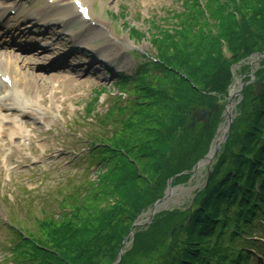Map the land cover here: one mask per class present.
<instances>
[{
	"label": "trees",
	"instance_id": "1",
	"mask_svg": "<svg viewBox=\"0 0 264 264\" xmlns=\"http://www.w3.org/2000/svg\"><path fill=\"white\" fill-rule=\"evenodd\" d=\"M181 6L151 21L155 55L116 83L128 89L125 102L115 101L95 116L112 128L94 134L106 146L90 147L101 164L96 183L86 190L91 199L82 197L73 215L41 223L39 237L16 234L13 253L24 260L16 264H112L132 224L162 197L167 180L206 153L221 108L207 124L194 127L191 111L225 97L232 65L264 52V0H182ZM257 75L262 92L248 103V91L243 93L241 114L204 188L186 210L158 214L147 228H138L119 264H126L153 225L162 246L158 264H249L236 242L264 211V71ZM188 179L182 175L172 184Z\"/></svg>",
	"mask_w": 264,
	"mask_h": 264
},
{
	"label": "rangeland",
	"instance_id": "2",
	"mask_svg": "<svg viewBox=\"0 0 264 264\" xmlns=\"http://www.w3.org/2000/svg\"><path fill=\"white\" fill-rule=\"evenodd\" d=\"M16 1L21 4L17 6L19 10L27 8L34 11L46 6L48 10H51V7L60 8L58 13H67L71 3V0H33L32 3ZM86 1L91 5H88V9L92 20L95 21L94 28L87 26L88 29H83L84 25L76 19L72 20L67 28L72 29V36L64 31V27H55L54 30L53 26H47L45 29L35 26L32 28L31 21H27L24 25L29 27L18 38L29 42L36 40L38 44L26 55L32 66L31 79L35 85V91L32 92L37 96L38 102L30 99L29 101H33L29 103L30 106L22 108L32 114V117L21 113L9 118V121L15 122L17 126L24 122L28 126L23 130L24 133H21L19 141L14 142L12 137L4 140H8V144L0 155V264L24 261L20 256H10V252L7 255L3 248L9 238L5 221L9 220L15 230L18 229L26 236L39 237L41 223L61 218L62 213L59 211L67 212L75 204H81L82 197L91 199L92 196H86L85 190L91 188L88 184L96 183L100 166L87 169L89 162L85 158L84 153L87 151L82 139L89 130L84 120L85 107L96 98L94 112L101 113L107 109L111 99L118 96L117 86L114 85L118 78L117 72L131 74L136 68L134 59L140 60L136 55H154L148 42L152 35L151 21L161 20L168 12H179L182 9L181 0ZM1 2L7 5L10 0H0ZM96 21L101 22L103 26L98 25ZM98 30L102 34H95ZM85 32H88V35L84 34ZM136 33H141L144 38L140 40ZM133 35L138 37L137 40ZM74 40L77 48L71 50L75 46ZM80 41L87 44L79 46ZM91 48L97 51L98 58L93 56ZM225 56L229 59L227 53ZM58 57L63 58L60 63ZM256 61L257 56H252L247 63L234 66L231 70L232 85L237 83L238 88L247 82L243 92L233 101L234 120L241 114L239 105L243 102V93L248 91V103L253 100L252 94L257 95L258 86L262 89ZM263 61L262 59L259 66L262 71ZM87 63H90L88 68L85 67ZM250 78L252 82H249ZM30 87L32 90V84ZM226 101L224 97L217 100L222 106ZM242 117L246 118L244 111ZM224 123L225 111L222 108L216 134ZM201 153L204 154L205 151ZM80 155L83 158L77 160ZM33 161L36 163L33 164ZM207 171L206 165L197 168L190 181L172 186L174 193L161 203L156 213L160 212L159 216H162L165 212L186 210L196 196L195 193L202 190ZM108 201L98 204L104 207ZM151 204L153 206V203ZM151 206L147 207V211L142 215L139 214L136 223L143 225L148 220ZM155 227L153 225L150 232H146L141 238L136 251L127 256L126 264H158L162 246L155 242L158 233L155 232ZM252 234L253 238L264 240V224L259 223ZM172 237L173 235L170 236ZM132 245H127L124 255L131 250ZM257 264H264V253L259 256Z\"/></svg>",
	"mask_w": 264,
	"mask_h": 264
},
{
	"label": "bare ground",
	"instance_id": "3",
	"mask_svg": "<svg viewBox=\"0 0 264 264\" xmlns=\"http://www.w3.org/2000/svg\"><path fill=\"white\" fill-rule=\"evenodd\" d=\"M78 1L81 3V7H87V5H89L91 7L90 3H88L86 0H78ZM58 9L59 8H52L51 7V10H48V8L46 6H44V7L40 8V10H36L34 12V15H31V16H29L27 14L28 10L21 9L17 13L16 19H17L18 16H20L18 21L23 22L26 19L35 20L36 18H39L43 22L44 26L47 27L48 24H46V23H52L53 22V18L52 17H54L55 15L59 14L57 12ZM75 10H76V7H75V5L72 4L70 6V13L68 15V19L67 20H69V19L73 20V19H77L78 18L77 15H76L77 11L75 12ZM16 11H17V9H16ZM90 20L92 21L91 18H90ZM78 21L80 23H82V25H84V26H82L83 29H88L89 28V27L87 28V26H89V23L86 24L83 20H81V18ZM99 25L103 26V24L101 22L99 23ZM35 27H40V24L38 26H35ZM90 27L94 28L93 26H90ZM20 30H23V28H19V26H12V27H9L8 30H5L2 34L4 35V37L9 36L10 38L12 37V39H13V38H15L16 35L22 33V32H20ZM88 32H85L84 34L88 35ZM95 34H102V33L98 30V31H95ZM82 44H83V42H82ZM4 55H5L4 58L6 59V65H7V69L6 70H8L10 72H13L19 78L23 77L24 79H26V81L24 83L21 81L24 84V87L26 85H28L30 87V84H32V91H35L34 81L29 80V78H31V74H30V70H29L30 67H31V64L28 63V65L25 64V66L22 65L20 68H18L16 65H17L18 62H22V60H19L18 57H13V54H11V55L9 54L8 56L6 54H4ZM0 64H2L1 61H0ZM9 67H10V69H9ZM15 71H16V73H15ZM19 82H20V79H18V80L13 79L10 86L14 87L15 83H19ZM0 86H2V85H0ZM30 89H31V87H30ZM7 91H8V89H7ZM235 91H236V87L234 85L229 90V93H230L229 98L232 97V96H235L234 95ZM7 96H9V92L7 94L0 95V110L2 112H9V110H16L18 115H20L22 113V114H24L26 116L32 117V114H30L28 111L22 109V106H23L22 104L12 103V101L9 98H7ZM31 97H33V95H31ZM20 99H21V97L18 96V100H20ZM231 110H232V108L228 107L227 111L231 112ZM22 117H23V115H22ZM23 126L27 127L28 124L25 122L23 124ZM22 131H23V129L20 126L15 125V122H13V121L6 122L5 126L0 129V143H1L0 144V154L2 153V149L7 147V144H8V140H6V141H4V140L7 137H12L13 141L17 142L21 138V133L24 132V131L23 132ZM221 133H222V131H221V128H220L219 131H218V134L216 136V139L214 140V145L220 139ZM206 163H207L206 159L202 160L198 164V168H203L206 165ZM173 193H174L173 190H169L166 193V198H168Z\"/></svg>",
	"mask_w": 264,
	"mask_h": 264
},
{
	"label": "water",
	"instance_id": "4",
	"mask_svg": "<svg viewBox=\"0 0 264 264\" xmlns=\"http://www.w3.org/2000/svg\"><path fill=\"white\" fill-rule=\"evenodd\" d=\"M246 85V83L242 84L241 87H240V90H242V88ZM258 92L260 91V86H258ZM236 95H239V93H236ZM235 99V96H232L229 98L228 102H227V105L225 106L224 110H225V123L223 124L222 128H221V137L220 139L218 140V142L214 145V147L212 148L211 145L213 143V141L216 139L214 137L213 141L211 142V145H210V148H209V152L207 153L206 156H204L201 160H199L193 167V170H192V173H195L197 167H198V164L203 160V159H206L207 160V170L210 168V165H211V161L215 158V156L218 154L219 152V149L221 147V145L223 144V142L225 141L227 135H228V132H229V129L232 125V121H233V118H234V114H233V107L231 106V103L232 101ZM228 107L232 108L231 112H228L227 109ZM235 107V106H234ZM218 110V104H216L211 110H208L207 108H204V109H198V110H194L193 113H192V119H196L197 121H200V122H205L207 121L208 117L211 115V113L213 111H217ZM212 148V149H211ZM170 189V180L168 181V184H167V190ZM165 198H162L161 200L157 201L154 206H153V209H152V214L155 212V209L156 207L161 204L163 201H164ZM151 214V216H152ZM138 224H133V226L131 227V229L129 230V233L128 235L130 236L132 234V231L135 227H137ZM125 242H126V239L123 241L122 243V246L125 245ZM121 257V252H119V255H118V259L116 261L115 264H117V262L119 261Z\"/></svg>",
	"mask_w": 264,
	"mask_h": 264
},
{
	"label": "snow or ice",
	"instance_id": "5",
	"mask_svg": "<svg viewBox=\"0 0 264 264\" xmlns=\"http://www.w3.org/2000/svg\"><path fill=\"white\" fill-rule=\"evenodd\" d=\"M81 11H84V9H81Z\"/></svg>",
	"mask_w": 264,
	"mask_h": 264
}]
</instances>
